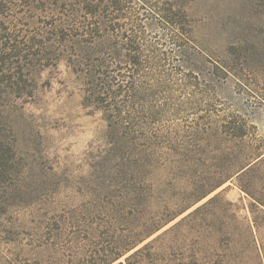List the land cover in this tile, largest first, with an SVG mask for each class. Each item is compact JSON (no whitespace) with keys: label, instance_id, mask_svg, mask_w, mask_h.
Segmentation results:
<instances>
[{"label":"trees","instance_id":"16d2710c","mask_svg":"<svg viewBox=\"0 0 264 264\" xmlns=\"http://www.w3.org/2000/svg\"><path fill=\"white\" fill-rule=\"evenodd\" d=\"M61 60L105 122L63 189L17 126ZM261 114L264 39L213 58L184 0H0V264H264Z\"/></svg>","mask_w":264,"mask_h":264},{"label":"rangeland","instance_id":"374dc122","mask_svg":"<svg viewBox=\"0 0 264 264\" xmlns=\"http://www.w3.org/2000/svg\"><path fill=\"white\" fill-rule=\"evenodd\" d=\"M184 1L195 21V35L201 48L213 58H223L231 44L259 43L264 39V7L260 0ZM18 102L28 116L27 122L18 121V130L26 134L30 124L33 133H39V150L61 176V189L74 183V178L87 174L91 158L88 152L101 144L105 122L93 106L83 105L79 82L65 61L44 69L34 94ZM254 121L258 133L264 136V115ZM37 174L34 169L31 178L38 179ZM218 192L236 204L239 215L248 214L249 198L236 179L226 182L197 205Z\"/></svg>","mask_w":264,"mask_h":264}]
</instances>
